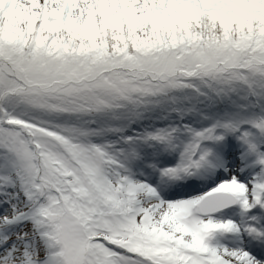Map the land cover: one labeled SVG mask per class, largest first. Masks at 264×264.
<instances>
[{
    "label": "snow or ice",
    "instance_id": "6c2138e0",
    "mask_svg": "<svg viewBox=\"0 0 264 264\" xmlns=\"http://www.w3.org/2000/svg\"><path fill=\"white\" fill-rule=\"evenodd\" d=\"M0 264H264V0H0Z\"/></svg>",
    "mask_w": 264,
    "mask_h": 264
}]
</instances>
